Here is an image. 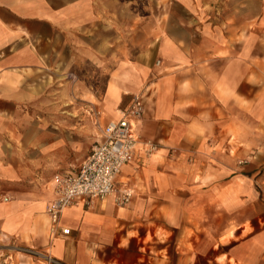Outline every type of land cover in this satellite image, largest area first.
I'll use <instances>...</instances> for the list:
<instances>
[{
  "label": "crops",
  "instance_id": "crops-1",
  "mask_svg": "<svg viewBox=\"0 0 264 264\" xmlns=\"http://www.w3.org/2000/svg\"><path fill=\"white\" fill-rule=\"evenodd\" d=\"M139 92L158 148L118 174L132 200L70 206L52 235L55 175ZM260 131L264 0H0V237L29 243L32 264H264V227L240 241L250 255L197 250V221L260 216L245 174Z\"/></svg>",
  "mask_w": 264,
  "mask_h": 264
},
{
  "label": "built area",
  "instance_id": "built-area-1",
  "mask_svg": "<svg viewBox=\"0 0 264 264\" xmlns=\"http://www.w3.org/2000/svg\"><path fill=\"white\" fill-rule=\"evenodd\" d=\"M144 114V96L139 92L134 94L128 107L118 111L117 118L104 126L99 140L77 171L55 175L54 195L46 207L52 235L70 232V228L63 226L61 221L62 214L70 206L84 204L93 207L97 200L110 196H114L119 205H126L132 200L134 190L118 187L116 178L140 145L146 154L158 148L156 141L143 139L140 134Z\"/></svg>",
  "mask_w": 264,
  "mask_h": 264
},
{
  "label": "rangeland",
  "instance_id": "rangeland-1",
  "mask_svg": "<svg viewBox=\"0 0 264 264\" xmlns=\"http://www.w3.org/2000/svg\"><path fill=\"white\" fill-rule=\"evenodd\" d=\"M41 112L44 109H38ZM260 137L256 141V173L252 177V172L245 171V174H251V181L255 193L257 191L260 205V216L258 219L235 220L230 212L215 214L212 220L197 221V250L199 262L208 257L214 258L216 254L229 253L234 256L242 254L244 251L249 255L252 251L242 247L241 240L249 238V234L256 231V228L264 227V132L260 131ZM248 157L241 160L244 164L248 163ZM248 195V189L245 190ZM246 215H252V206L246 203ZM256 213V208H255ZM207 222V223H205ZM245 222L246 231L237 229L239 223ZM207 224V225H206ZM205 226L208 229L206 233ZM212 235V238H210ZM244 250V251H243ZM35 249L29 243L19 241L17 238L0 237V264H32L34 260L42 259L43 256L34 252Z\"/></svg>",
  "mask_w": 264,
  "mask_h": 264
}]
</instances>
